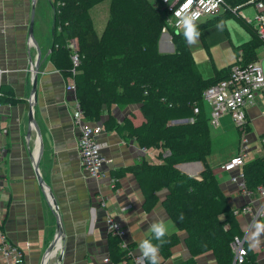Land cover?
<instances>
[{"label": "crops", "instance_id": "crops-1", "mask_svg": "<svg viewBox=\"0 0 264 264\" xmlns=\"http://www.w3.org/2000/svg\"><path fill=\"white\" fill-rule=\"evenodd\" d=\"M40 1L0 0V60L5 69L2 82L11 85L16 96L23 99L17 104L0 107V125L7 129L2 139L7 155L3 161L5 180L0 188V209L4 211L3 227L9 239L25 251L26 264H129L116 262L109 256L108 218L111 217L124 230L122 238L126 243L136 244L135 255H141L139 245L149 238L150 225L163 220L169 227V234L179 235V242L168 248L165 244L160 247V264H217L212 251L198 255L190 251L187 233L180 230L162 204L168 192L166 188L158 190V201L153 209L147 210L144 206L142 186L133 169L144 162H163L168 149L152 146L144 150L136 136L127 133L124 136L117 130L104 128L98 140L103 153L111 161L99 177L91 176L84 168L78 148L81 124L76 120L80 106L75 90L68 89L73 80L66 78L52 59L54 6L51 1L53 17L50 28H47L38 11ZM156 1L152 0L162 8ZM210 19H202L199 25ZM199 33L201 46L208 51L216 46L235 51L236 46L252 39L248 30L227 17L203 25ZM159 49L174 51L169 31H163ZM257 54L258 59L264 61L259 57L258 49ZM215 68L211 74L200 72L205 78H211ZM203 106L209 121L211 106L206 100ZM30 111L35 122L30 120ZM109 114L115 115L119 123L131 121L138 125L144 120L138 104L105 106L103 118ZM232 120L226 113L218 125L209 122L210 130L211 127L214 129V133L210 132V152L216 147L219 160L215 163L207 156L206 162L217 175L231 208L237 209L247 204L248 198L231 181V172L221 168L240 150V130L234 129ZM247 120L248 130L244 134L248 139L246 162H249L264 156V89L247 107ZM188 121L190 119L170 123ZM98 122L103 125L102 121ZM221 141L227 144L224 149L219 148L223 147ZM175 167L184 174L199 177L205 163L194 160L178 163ZM258 198L252 211L235 215L241 237L255 253L257 264H264V225L255 217L262 200ZM56 238L55 248L48 251Z\"/></svg>", "mask_w": 264, "mask_h": 264}, {"label": "trees", "instance_id": "trees-1", "mask_svg": "<svg viewBox=\"0 0 264 264\" xmlns=\"http://www.w3.org/2000/svg\"><path fill=\"white\" fill-rule=\"evenodd\" d=\"M51 1L55 11L52 59L56 68L75 83L84 118L102 121L106 130L136 136L142 147L170 151L161 163L144 162L133 169L142 186L145 208L153 209L158 190L166 188L168 192L162 204L180 230L187 233V245L193 255L212 251L217 264H257L255 253L246 242V260L234 263L232 242L242 234L235 209L231 208L217 175L206 162L211 135L203 106L204 91L226 78L238 57H242L243 63L258 59L257 49L264 41L254 24L239 11H226L196 25L199 31L203 25L233 16L252 35V39L235 47L234 63L216 67L214 76L205 78L196 65L184 29L173 28L167 19L169 11L159 8L152 0H109V16L101 34L94 26L91 9L104 0ZM165 28L175 46L172 52L159 49ZM71 41L76 43L82 60L76 70H73ZM21 101L11 85L0 83V103ZM113 104L140 105L144 120L134 125L129 121L119 123L113 114L103 118L104 107ZM183 119L190 121L170 123ZM247 126L248 120L239 128L240 134L248 130ZM194 160L205 163L199 177L184 174L175 167ZM244 170L249 188L264 187V156L247 162ZM148 239H153L152 234ZM164 240L168 248L179 242V235L168 234ZM108 242L110 258L116 262H133L134 242L123 245V238L112 230Z\"/></svg>", "mask_w": 264, "mask_h": 264}, {"label": "built area", "instance_id": "built-area-1", "mask_svg": "<svg viewBox=\"0 0 264 264\" xmlns=\"http://www.w3.org/2000/svg\"><path fill=\"white\" fill-rule=\"evenodd\" d=\"M162 8L169 11L167 17L169 24L179 30L184 26L181 22L184 16L194 18L195 24L198 25L202 19L214 18L226 11H239L246 5H253L256 11L254 19L244 16L248 21L254 24L259 37L264 41V0H244L238 3L232 0H161ZM163 31H168L166 28ZM72 48L73 70H76L82 60L80 53L76 49V43L71 41L69 44ZM242 57L231 67L229 75L220 81L210 85L204 91L203 98L211 106V115L209 122L212 125H218L222 115L229 113L237 124L238 128L246 125L247 107L256 101L257 94L264 89V66L260 59L249 63H243ZM5 69L0 60V83H2ZM68 89L75 90V83L68 85ZM9 104V103H8ZM0 103V107L3 106ZM76 120L81 124L80 135L78 139V148L81 162L84 168L91 176L99 177L107 163L111 159L102 151V144L98 140V135L103 132L104 127L98 121L85 120L81 109L76 114ZM7 129L0 125V188L4 185L5 172L3 171V161L7 155V147L3 142V136ZM147 150V147H144ZM249 151L248 139L242 134L239 153L227 161L221 168L231 172V181L237 189L243 193L248 202L242 208L235 209V213L242 211L250 212L253 210V203L258 196L262 199L255 217L259 218L264 225V187L259 186L256 190L248 187L244 166L247 163L246 157ZM169 151L165 155L168 156ZM4 211L0 209V264H26L25 251L14 244L8 237L3 227ZM109 229L124 235V230L111 218H108ZM123 240V245H125ZM234 249V263H243L247 257V248L243 237H235L232 242ZM106 261L109 258L105 259ZM131 264H141V255H135ZM147 264V261H143Z\"/></svg>", "mask_w": 264, "mask_h": 264}, {"label": "rangeland", "instance_id": "rangeland-1", "mask_svg": "<svg viewBox=\"0 0 264 264\" xmlns=\"http://www.w3.org/2000/svg\"><path fill=\"white\" fill-rule=\"evenodd\" d=\"M156 2H159L160 4L159 6L161 7L162 2L160 0H157ZM109 3H110L109 0H104L96 4L91 9L93 23L99 34L102 33L105 27L107 18L109 16ZM38 11H39V14L42 15L43 25L47 28H50V24L52 22V17H53V7L51 5V0H41L38 6ZM240 12L244 14L246 17H250L252 19H254L255 14H256L255 8L251 4L242 7L240 9ZM227 18H232L237 23H239L233 16H228ZM189 45H190V48L192 49L196 65L204 75L208 73L210 74L213 73L215 67H221L223 65L229 64L237 60L235 51L232 48H224L222 46H216L210 51H208L205 47L201 46V42L199 39L196 41V43L189 44ZM258 53H259V57L262 60H264V45H261L258 47ZM262 63L264 64V61H262ZM129 123H132V122L129 121ZM231 124L235 127L234 129L237 130L238 127L234 120H232ZM213 130H214L213 127H211L210 132H213ZM241 139H242V134H240L239 140L241 141ZM221 142H222L223 147H219V148L224 149L225 146H227V144L225 145L224 141H221ZM208 156H210L209 159L212 162L213 161L215 163L218 162L219 159H217L216 157V147H215V150L212 149V151L210 152Z\"/></svg>", "mask_w": 264, "mask_h": 264}, {"label": "clouds", "instance_id": "clouds-1", "mask_svg": "<svg viewBox=\"0 0 264 264\" xmlns=\"http://www.w3.org/2000/svg\"><path fill=\"white\" fill-rule=\"evenodd\" d=\"M181 22L184 26L186 41L189 44L196 43L200 33L197 30L194 18L191 16H184ZM149 231L152 234V238L158 241V243H153L152 239H144L140 242L141 264H143L145 260L148 261V264H160L159 251L160 247L166 242L164 237L169 234V227L163 220H160L152 223Z\"/></svg>", "mask_w": 264, "mask_h": 264}, {"label": "water", "instance_id": "water-1", "mask_svg": "<svg viewBox=\"0 0 264 264\" xmlns=\"http://www.w3.org/2000/svg\"><path fill=\"white\" fill-rule=\"evenodd\" d=\"M33 27H34V13H33V15H32V19H31V27H30V32H31V33L33 32ZM36 83H37V76H35V78H34V88H33L34 91H35V89H36ZM29 116H30V120H31L32 122H35L34 119H33V117H32V113H31V111H30ZM187 162H188V161H186L185 163H187ZM38 178H39L40 183H42V182H43V179H42L41 175L39 174V172H38ZM54 204H56V203L54 202ZM59 232H60V229H59ZM59 232H58L57 237H59V235H60ZM56 243H57V238H56V241H54V243H52V245L49 247L48 251H52V250L55 248Z\"/></svg>", "mask_w": 264, "mask_h": 264}]
</instances>
